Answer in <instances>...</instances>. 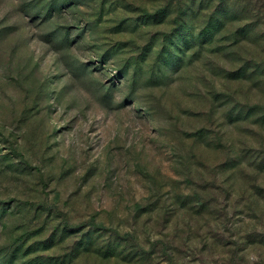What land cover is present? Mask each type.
Segmentation results:
<instances>
[{"label": "rangeland", "instance_id": "1", "mask_svg": "<svg viewBox=\"0 0 264 264\" xmlns=\"http://www.w3.org/2000/svg\"><path fill=\"white\" fill-rule=\"evenodd\" d=\"M0 264H264V0H0Z\"/></svg>", "mask_w": 264, "mask_h": 264}, {"label": "trees", "instance_id": "2", "mask_svg": "<svg viewBox=\"0 0 264 264\" xmlns=\"http://www.w3.org/2000/svg\"><path fill=\"white\" fill-rule=\"evenodd\" d=\"M231 14H232V11H229L228 13H225V14L219 16L216 20H214V21L212 22V24H214V23L216 24V23H217V25H219V24L221 25L222 22L225 21V20H226ZM220 17L223 18V19L220 20ZM212 26H214V25H212ZM212 26L208 28L209 33L212 32V31H210L211 28H212ZM189 35L191 36V38H193V36H195L194 33H191V34L189 33ZM185 36H186V35H185Z\"/></svg>", "mask_w": 264, "mask_h": 264}]
</instances>
